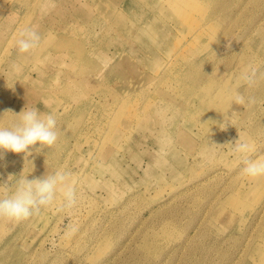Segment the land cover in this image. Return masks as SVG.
Returning <instances> with one entry per match:
<instances>
[{
  "label": "rangeland",
  "instance_id": "1",
  "mask_svg": "<svg viewBox=\"0 0 264 264\" xmlns=\"http://www.w3.org/2000/svg\"><path fill=\"white\" fill-rule=\"evenodd\" d=\"M2 1L0 127L37 108L59 137L0 156V198L64 170L76 204L0 218V264H264V0Z\"/></svg>",
  "mask_w": 264,
  "mask_h": 264
},
{
  "label": "clouds",
  "instance_id": "2",
  "mask_svg": "<svg viewBox=\"0 0 264 264\" xmlns=\"http://www.w3.org/2000/svg\"><path fill=\"white\" fill-rule=\"evenodd\" d=\"M41 42L40 34L33 28H23L19 31L15 41L20 53H27L39 46ZM241 80L249 86L255 85L257 81V69L247 68L241 73ZM244 105L254 103V99L236 93L232 98V103ZM18 116L19 122L11 128L0 127V156L5 152L24 153L30 156V147L37 144L36 148L40 152L44 147L53 146L59 137L57 120L52 114H41L37 108L24 109ZM234 151L243 157H247L253 151L254 145L239 139L235 142ZM245 164L242 172L252 178L264 176V160L244 159ZM7 184L0 185V189ZM63 191V207L70 209L76 204V191L71 182V173L58 170L54 174L44 178H33L29 180L27 176L17 181L15 191L5 198H0V218H7L10 221H20L28 219L40 213L42 207L50 206L56 196L57 189ZM74 230V229H73Z\"/></svg>",
  "mask_w": 264,
  "mask_h": 264
},
{
  "label": "bare ground",
  "instance_id": "3",
  "mask_svg": "<svg viewBox=\"0 0 264 264\" xmlns=\"http://www.w3.org/2000/svg\"><path fill=\"white\" fill-rule=\"evenodd\" d=\"M6 1H10L11 3H12V1L13 0H6ZM9 2V3H10ZM8 3V4H9ZM26 3V0H18L17 1V5H16V7H15V11H19V9H18V4H20V5H24ZM1 5H3V6H1ZM1 7H3V8H1L0 7V10H2L1 11V13L0 14H2V12H4V10L6 9V2H3L2 1V3H1ZM6 11V10H5ZM14 13H16V12H14L13 11V14L12 15H14ZM0 17H1V15H0ZM14 20H15V16H10L9 14H7V18L3 21V23L1 24V26H0V33H3L4 31H2V30H4V29H6V28H8V27H10V26H12L13 25V23H14ZM117 22H119L120 24H121V21H120V17L117 19ZM17 32V29L15 30V33ZM9 51V45L7 46V44H6V47H5V49H4V54H6L7 52ZM0 81H2V77H0ZM36 82H39V81H36Z\"/></svg>",
  "mask_w": 264,
  "mask_h": 264
}]
</instances>
